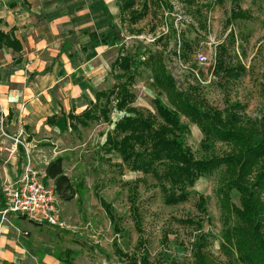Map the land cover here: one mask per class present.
Segmentation results:
<instances>
[{
  "label": "rangeland",
  "instance_id": "obj_1",
  "mask_svg": "<svg viewBox=\"0 0 264 264\" xmlns=\"http://www.w3.org/2000/svg\"><path fill=\"white\" fill-rule=\"evenodd\" d=\"M169 1L178 4L172 11L164 8V0L159 6H156L158 2L155 3V0H136L139 8L146 3V17L134 26L123 23L121 19L115 21L120 39L112 46L108 65L102 62L100 75L104 83L95 90L111 88L117 83L109 62L115 61L119 55L141 62L150 50L163 52L167 70L176 81L177 88L184 90L191 84L190 69L195 68V56L202 52L213 61L215 54V62L221 58L227 69L234 70L236 77L228 79L223 72L215 76L212 70L210 78L211 70L200 67V78L204 82L209 79L210 83L199 84L193 97L202 102L197 104L199 108L202 111H223L234 107L242 116H260L264 112L261 71L264 0H190L191 6L178 0ZM169 1L165 0L166 3ZM232 11L239 14L238 18H246L227 24ZM166 13L169 14L167 17ZM165 24L173 27L174 38L170 30L159 43L149 47L134 39L158 31ZM201 24L205 30L200 29ZM179 39L191 45L192 53L185 62L174 55ZM135 70L134 83L129 86L135 98L131 106L146 111L155 118V123L164 125L157 108L159 103L166 107V99L157 97L150 88L149 69L139 66ZM123 116L112 112L110 120L115 124ZM145 117L146 114H143L141 119ZM178 123L188 130L178 141L184 151L187 149L190 152L193 161L220 157L225 152L220 142L205 139L199 128L183 117H179ZM109 130L112 126L107 127L100 121L81 130L80 139L73 136L66 139L70 156L67 155L69 160L64 164V172L70 180H81L83 187H77V196L70 203L60 202V216L68 229L61 231L46 225L36 226L14 216L11 219L12 228L21 234L29 233L27 241L33 251L30 257L23 258L18 254L17 258L8 260L11 263L4 261L3 264H47L44 262L46 257L58 264H190L193 246L200 237L208 240L215 264H239L222 249L220 213L215 197L218 173L199 176L193 187L186 188L187 196L183 201L166 205L152 173L144 175L131 171L122 165L118 155L105 156L101 153L99 148ZM75 161L78 162L73 169ZM158 174L164 175L165 172ZM46 185L52 186L49 183ZM172 192L180 194L178 190L173 189ZM231 202L238 207L235 192ZM134 204L139 207L138 225L134 223V211L130 207ZM105 206L113 210L115 222L109 219ZM138 240L141 242L138 243ZM117 249L123 256L117 253Z\"/></svg>",
  "mask_w": 264,
  "mask_h": 264
},
{
  "label": "trees",
  "instance_id": "obj_2",
  "mask_svg": "<svg viewBox=\"0 0 264 264\" xmlns=\"http://www.w3.org/2000/svg\"><path fill=\"white\" fill-rule=\"evenodd\" d=\"M115 1L122 20L131 26L144 19L147 14L146 3L137 10L136 0ZM161 1L155 0V3L158 2L156 6ZM178 1L186 6L192 5L190 0ZM164 3H161L164 8L172 11L169 3L165 0ZM237 12H231L227 24L246 18H238ZM200 29L205 30V26L201 24ZM170 30L174 38L175 32L171 25ZM161 40L162 38L158 43ZM178 42L179 48L174 55L185 62L192 53L191 45L183 39ZM6 45H10V36L0 33V47ZM145 55V60L141 62L119 55L112 66L117 81L115 85L97 92L95 102L80 115L69 114L68 118L61 116L47 122L64 133L67 131L68 119L71 132L80 136V130L87 129L91 123L102 121L109 124L112 112L123 113L124 116L107 133L105 142L99 149L105 156L118 155L122 165L131 171L144 175L152 173L166 205L183 201L187 196L186 188L193 187L199 176L218 173L215 197L220 213L222 249L239 264H264V112L256 118H250L239 114L234 107L223 111H202L197 105L202 102L193 98L198 92L199 83L195 82L187 85L186 89L179 90L167 70L163 52L150 50ZM139 66L149 69L150 88L157 97L163 96L167 101V106L164 107L157 100V114L164 125L155 123V118L146 111L131 106L135 98L129 91V86L134 83L135 72L137 73L135 69ZM213 71L215 76L223 72L228 79L236 77L234 70L227 69L221 58L216 60ZM261 71L264 81V51ZM143 114H146L144 120L141 119ZM179 117L198 127L205 139L220 142L225 147L223 155L193 161L190 152L187 149L184 151L178 141L188 131L186 126L178 123ZM161 171L165 174L159 175ZM43 182H51L57 199L64 204L70 203L77 196V190L64 174L62 158H56L47 164ZM173 189L180 194L176 195L172 192ZM233 192L238 195V207L231 202ZM105 207L109 219L115 222L113 210L110 206ZM130 207L134 211V223L138 225L139 207L136 204ZM117 253L123 256L118 249ZM143 261L146 262L145 257ZM190 264H215L205 237H200L193 246Z\"/></svg>",
  "mask_w": 264,
  "mask_h": 264
},
{
  "label": "crops",
  "instance_id": "obj_3",
  "mask_svg": "<svg viewBox=\"0 0 264 264\" xmlns=\"http://www.w3.org/2000/svg\"><path fill=\"white\" fill-rule=\"evenodd\" d=\"M120 19L127 23L115 0H0V33L10 36V45L0 47V206L4 188L21 174L26 152L33 169L43 171L45 162L62 158L64 171L70 156L66 139L81 135L71 132L68 119L64 133L47 120L78 116L97 92L109 89L95 90L104 83L102 62L108 65L120 39ZM73 186L83 188L82 181ZM12 218L0 225V264L33 251L29 233L12 228ZM44 262L58 264L50 257Z\"/></svg>",
  "mask_w": 264,
  "mask_h": 264
},
{
  "label": "built area",
  "instance_id": "obj_4",
  "mask_svg": "<svg viewBox=\"0 0 264 264\" xmlns=\"http://www.w3.org/2000/svg\"><path fill=\"white\" fill-rule=\"evenodd\" d=\"M169 1V0H168ZM169 5L175 8L177 2H170ZM169 14L166 13V17ZM177 29V28H175ZM174 30V29H173ZM170 33V27L166 24L158 31H154L146 36L140 35L134 39L140 42L143 46H151ZM177 49L179 48V42ZM210 45V44H209ZM179 61V60H178ZM181 65V64H180ZM195 68L190 69L192 77L191 84L197 82L205 85L210 83L209 79L204 82L200 78L199 68H211L215 66V54L213 61L204 53H198L195 56ZM49 162H45L46 167ZM44 170H35L31 166V162L26 152V163L19 177L3 190V200L0 206V225L8 222L9 217H22L36 226H49L53 229L66 230V222L61 218L60 201L57 199L53 186H47L43 182Z\"/></svg>",
  "mask_w": 264,
  "mask_h": 264
}]
</instances>
